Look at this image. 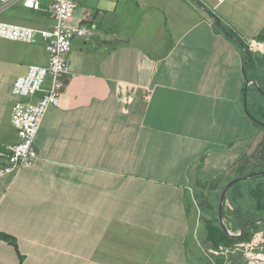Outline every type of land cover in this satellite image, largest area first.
Returning a JSON list of instances; mask_svg holds the SVG:
<instances>
[{"label":"crops","instance_id":"0c3cea01","mask_svg":"<svg viewBox=\"0 0 264 264\" xmlns=\"http://www.w3.org/2000/svg\"><path fill=\"white\" fill-rule=\"evenodd\" d=\"M53 1L40 11L17 5L0 21L50 29ZM230 1H77L72 24L91 13L95 31L73 42L68 90L45 116L35 166L0 179V235L13 239L0 237V264L222 259L197 247L192 183L229 177L264 144L244 112L241 51L208 13L228 15ZM257 1L254 24L264 28V0ZM47 64L43 43L0 39V154L18 141L16 79Z\"/></svg>","mask_w":264,"mask_h":264},{"label":"built area","instance_id":"2783aa9c","mask_svg":"<svg viewBox=\"0 0 264 264\" xmlns=\"http://www.w3.org/2000/svg\"><path fill=\"white\" fill-rule=\"evenodd\" d=\"M44 0H0V12L17 5L40 11ZM78 0H54L51 11L54 24L50 29L38 30L0 21V39L36 45L43 43L47 54L46 66L32 65L27 73L16 79L12 93L21 98L12 109L11 121L17 132L18 141L7 145L0 154L4 163L0 164V179L8 175H18L22 170L35 166L39 154L35 141L41 130L43 121L51 107L60 104L61 96L68 90L67 78L70 71L69 54L76 39L88 38L94 34L91 24V13H86L78 25H73V14ZM117 1V0H111ZM48 79L50 85L46 86ZM39 95L36 102L27 101ZM226 206L231 208L227 201ZM236 251L220 246L218 249H208V256L224 258L225 264L232 260L229 255ZM245 262L264 264V253H253L251 248L244 250ZM218 264V263H217Z\"/></svg>","mask_w":264,"mask_h":264},{"label":"trees","instance_id":"16d2710c","mask_svg":"<svg viewBox=\"0 0 264 264\" xmlns=\"http://www.w3.org/2000/svg\"><path fill=\"white\" fill-rule=\"evenodd\" d=\"M208 13L214 20L215 31L223 33L239 47L246 80L257 81L264 91V32L253 39L254 42L251 45L246 44L238 34L224 26L214 12L209 11ZM248 103L250 113L264 123V95L254 85L248 89ZM253 125L264 131L263 127L255 123ZM260 171H264V144L254 155H244L232 168L231 174L235 179ZM232 180L231 176L225 177L223 174L212 181L198 180L196 182L197 187L201 188V192H196V196L199 209L202 212L204 241L207 243V249L216 250L223 246L231 251H236L229 255L230 260L243 259L246 247L251 248L253 253H264V223L248 228L239 238L229 237L221 227L218 211L219 200L223 189ZM227 201L231 208L227 207L225 203L224 218L227 226L233 232H239L243 226L254 220L264 219V176L234 185L228 193ZM192 205L190 200V206L192 207ZM0 237L8 242H13V239L8 236L0 235ZM217 263L225 264L226 260L222 258Z\"/></svg>","mask_w":264,"mask_h":264},{"label":"rangeland","instance_id":"374dc122","mask_svg":"<svg viewBox=\"0 0 264 264\" xmlns=\"http://www.w3.org/2000/svg\"><path fill=\"white\" fill-rule=\"evenodd\" d=\"M214 3L215 0H213ZM257 0H231L224 8L228 7L227 11L231 13L232 8L239 9V12L237 15L232 16L230 13L228 15H222V11H217L215 14L221 19L224 26H226L228 29L232 30L236 34H238L244 43L250 44L254 41L250 39L248 36H255L261 34L263 31V27L258 23L254 24L255 21H257V14H259L261 7L258 6ZM257 3V5H256ZM257 9H256V8ZM256 9V14H252V10ZM252 21V23H251ZM263 131V130H261ZM232 179L234 177L232 174L230 175ZM215 180V179H210ZM196 181H193L192 183V190L190 191V200L192 201V208H191V215L193 217V235L196 238V241L198 242L197 247L199 249H205L207 248V243L204 241V228L202 223V212L199 209L198 206V200L196 196V192H201V188L197 187ZM247 182V181H246ZM224 181L222 182V184ZM211 188V187H209ZM205 193H207L205 191ZM189 200V201H190ZM232 234H237L238 232L231 231ZM200 251V250H199Z\"/></svg>","mask_w":264,"mask_h":264},{"label":"water","instance_id":"95a60500","mask_svg":"<svg viewBox=\"0 0 264 264\" xmlns=\"http://www.w3.org/2000/svg\"><path fill=\"white\" fill-rule=\"evenodd\" d=\"M244 68V67H243ZM250 85H255L256 88L260 91V93H262L264 95V91L261 89L260 85L257 83V81L255 80H247L246 82V86L244 88V92H243V107H244V112L245 114L247 115V117L255 124H257L258 126L260 127H263L264 128V123L260 120H258L257 118H255L249 111V103H248V89H249V86ZM261 176H264V171H260V172H255V173H252V174H249V175H246V176H243V177H239V178H235L233 179L232 181H230L226 186L225 188L223 189L222 193H221V196H220V200H219V220H220V224H221V227L223 229V231L229 236V237H232V238H239L241 237L245 230H247L248 228L252 227V226H255V225H258V224H262L264 223V219H257V220H254L248 224H246L245 226H243L240 231L237 233V234H232L231 233V230L229 229V227L227 226V223H226V220L224 218V205L226 203V199H227V196H228V193L230 191V189L240 183V182H246V181H249L251 179H254L256 177H261Z\"/></svg>","mask_w":264,"mask_h":264}]
</instances>
